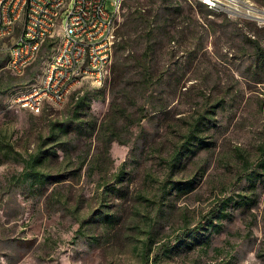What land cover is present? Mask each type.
I'll return each instance as SVG.
<instances>
[{
	"label": "rangeland",
	"instance_id": "obj_1",
	"mask_svg": "<svg viewBox=\"0 0 264 264\" xmlns=\"http://www.w3.org/2000/svg\"><path fill=\"white\" fill-rule=\"evenodd\" d=\"M228 3L124 0L110 79L40 113L56 33L0 51V264H264V0Z\"/></svg>",
	"mask_w": 264,
	"mask_h": 264
},
{
	"label": "built area",
	"instance_id": "obj_2",
	"mask_svg": "<svg viewBox=\"0 0 264 264\" xmlns=\"http://www.w3.org/2000/svg\"><path fill=\"white\" fill-rule=\"evenodd\" d=\"M213 7H221V0H204ZM110 4V7L108 5ZM124 0H82V11L72 10V0L69 6H62V0H0V44H9L10 52L6 53V66L22 69V61L37 56L35 45L43 41L44 33H56L58 44L47 58L44 73L38 83L32 84V92L26 95H13V103L19 108L33 113H40L42 104H50L49 91L59 88L60 83L71 82V72L74 70L75 51L81 34L83 18L87 5L102 4V12H108V22H101L98 18V32L91 33V54L85 59L97 62V51L106 50L107 77L110 79L116 42L117 22L121 14ZM17 8H24V18L21 23H14ZM54 8H63V16L73 13L78 20V28H68L65 32H58L57 23H50V16ZM95 34L103 35L102 43H95ZM57 57H64V64H57ZM49 58H56V65H49ZM91 66V68H92ZM90 68V73H91ZM90 75L82 81L81 88L88 86Z\"/></svg>",
	"mask_w": 264,
	"mask_h": 264
},
{
	"label": "bare ground",
	"instance_id": "obj_3",
	"mask_svg": "<svg viewBox=\"0 0 264 264\" xmlns=\"http://www.w3.org/2000/svg\"><path fill=\"white\" fill-rule=\"evenodd\" d=\"M96 1V0H89ZM236 0H229V3L226 4L228 9H235ZM62 6H69V0H62ZM249 10H253L252 4H247ZM72 10L73 11H82V0H72ZM63 16V8H54L52 16H50V23H57L58 28L61 29V32H65V23L68 28H78V20L76 19L73 13H66L65 17ZM100 17L101 22H108V12H102V4H93L87 5L85 9V15L83 18V26L81 34L77 41V51H75L74 58V70L71 72V82L70 83H60L59 88H51L49 91V102L55 104H64L68 98L82 85L87 76L90 75L88 83L103 86L106 84L108 79L107 69H106V50L97 51V62L93 63L92 59H85L87 54H91V33L98 32V18ZM24 18V8H17V13L14 15V23H21ZM55 33H44L43 41L35 45V53L37 56L40 52L43 42L53 36ZM103 35L95 34V43H102ZM0 51L5 53L10 52L9 44H0ZM37 56H31L30 59L22 61V69L19 70L15 66H6L8 69L13 71L16 74L23 73L26 68L36 60ZM57 64H64V57H57ZM50 65H56V58H52ZM92 66V68H91ZM91 68V73H90ZM32 92V87L25 90L19 91L16 95H26ZM45 104H42L41 109Z\"/></svg>",
	"mask_w": 264,
	"mask_h": 264
},
{
	"label": "trees",
	"instance_id": "obj_4",
	"mask_svg": "<svg viewBox=\"0 0 264 264\" xmlns=\"http://www.w3.org/2000/svg\"><path fill=\"white\" fill-rule=\"evenodd\" d=\"M50 40H52L51 38H49V39H46L44 42H43V44H42V46H41V49H40V52H39V54H38V56H37V58H36V60H34L27 68H26V70H25V72L39 59V56H40V53H41V51H42V49L45 47V45L50 41ZM258 49H259V51L260 52H263L264 53V51H263V48L260 46V45H258ZM24 72V73H25ZM13 73V72H12ZM15 74V73H14ZM87 94H84L83 96H81V97H79L78 98V100H77V103L73 106V108H72V110H71V113H70V117H69V119H72L74 116H76V114L78 113V111H79V109L82 107V106H86V105H89L90 104V100H88L87 101ZM264 162V161H263ZM263 162H260L261 163V165L264 167V163ZM27 174H29L28 172L25 174V175H27ZM148 255L150 254V252H148L147 253ZM149 257L150 256H148V259L147 260H149ZM153 264H160V256H159V254H156V256H155V259H154V263Z\"/></svg>",
	"mask_w": 264,
	"mask_h": 264
}]
</instances>
